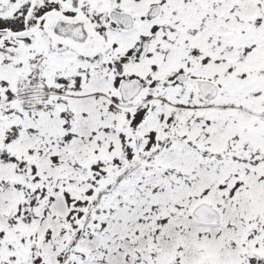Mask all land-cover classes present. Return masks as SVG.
Listing matches in <instances>:
<instances>
[{
    "label": "snow or ice",
    "instance_id": "1",
    "mask_svg": "<svg viewBox=\"0 0 264 264\" xmlns=\"http://www.w3.org/2000/svg\"><path fill=\"white\" fill-rule=\"evenodd\" d=\"M0 264H264V0H0Z\"/></svg>",
    "mask_w": 264,
    "mask_h": 264
}]
</instances>
